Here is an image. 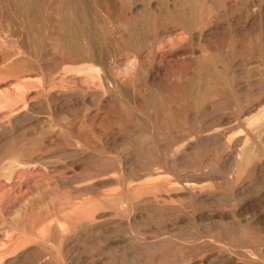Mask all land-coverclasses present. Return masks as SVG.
I'll return each mask as SVG.
<instances>
[{"label":"rangeland","instance_id":"1","mask_svg":"<svg viewBox=\"0 0 264 264\" xmlns=\"http://www.w3.org/2000/svg\"><path fill=\"white\" fill-rule=\"evenodd\" d=\"M94 1L95 2L93 3V0L92 1L90 0V2H89V0H85V4L87 5L88 9L92 10L91 11L92 12L91 14H93L92 17L96 18L95 20L98 22L97 29H101L102 31L101 30L100 31L102 34V32H104V30L107 27L106 22L112 24L114 19L115 18L117 19V16H116L117 14H115L116 13L115 10L117 8V3L119 2V0H107V1L106 0H94ZM113 1L114 2L117 1V2L114 3ZM247 1L248 0H242L240 5H238L239 6L238 10L239 9L243 10L246 6L245 3H247ZM261 1L262 0H256L254 7H251L250 10L253 12L257 11L258 5L261 4ZM2 2L3 1L0 0V6H1V4H3ZM86 2H89V3L87 4ZM123 2L125 3L126 1L123 0ZM95 3L96 4L99 3L98 6H100V7L96 6L95 7L96 9H95L94 8V6L96 5ZM118 5L120 6L121 3L119 2ZM256 5H257V7H256ZM112 8L113 9L115 8V10H113ZM118 8H121V6ZM104 10H107V11H105L106 13L104 12ZM108 11H109V13L110 12H112V13L109 14ZM107 13H108V15H107ZM217 15L220 16V18H222V16H224V20L226 19V21L227 20L229 21L231 18H233V16L235 14L234 13L228 14V12L225 10V8L221 7L219 9V13ZM111 18H112V20L109 21V19H111ZM105 20H107V21H105ZM104 21H105V23H104ZM43 30H44V32H42L37 37L44 39L43 37L45 36L47 31L45 29H43ZM101 34L98 35L99 38L97 40H93L94 43L92 42L93 45L97 44L99 46V47L98 46L93 47L95 49V51H96V47H97V51L100 49L99 52H102L101 55L104 56V58H106V59L108 58L107 63H106V65H107L106 68H103L101 66V67H99V70L102 73L104 72L103 69L109 70L110 68L108 69V67H109L108 65H111V63H112V67L113 66L114 67L113 68L111 67V70H109V72L111 73L112 76H113V74H116V73L119 74V76L117 74H116L117 76L115 75V78L118 79V81L119 80L121 81V82L120 81L118 82L116 80L117 86L119 85L118 87H114V86L112 87V85L111 86L108 85V83H110V82L112 84V82H113L112 79H111V81L108 80V82H104V81H102L103 79L92 80V79L87 78V73L85 72L86 71L85 69L88 67V65H86V64L84 65V63H83L82 64L83 66H82V65H80L81 62L75 64L74 62H76V60H74L73 58L59 57V56L53 55L54 57L52 56L48 61H46L47 59L42 58L43 52H44V50L42 48L43 44H40L39 46H41L42 49L41 48L39 49V51H38L39 54L36 56V60L38 61L37 62L38 64L40 62V64H41V65L39 64L40 66L44 65L45 68L42 67L43 68L42 73L37 72L35 74L36 78H34L33 82L38 87V85L42 84L43 81H47L50 78H51V80L47 81L48 84L46 85V88H44V89H41L39 87H38V89H35L36 87L34 86L32 88V90L27 91L28 94H26V97H28V99L31 98V100H33L32 98H34L33 103H35V105H36L34 111L29 114V117H28V115L27 116L24 115V116H26V118L23 116V114H20V118L18 120L13 121V120H10L9 117H7L8 115H5L6 109L5 108L2 109V107H1V110H3V111L0 110V115L2 114L4 117L2 115L1 116L3 118L0 116V119L3 120V128L0 129V137H1L0 138V140H1L0 145L3 146L5 144V142L7 143V142L15 139L16 140V142L14 141L15 145L17 144L16 150H17V152L18 151L20 152V153L18 152L19 155L20 154L22 155V156L18 155L19 161L24 162L22 165H20V167L18 169L14 166V163H12V161L6 160L4 158H3L4 159L3 160L2 156L4 154L2 152H0L2 154V155L0 154V177H1L0 179L2 181V183L0 181V194L4 193L5 195L6 194L9 195V193H10V195H9L10 199L9 198L7 199L6 205L9 206V204L11 203V206H9L10 210H9L8 206H6V205L4 207H1V209H0V213H1L0 214V235H2V236H0V238H1L0 240L1 241L6 240L8 233L11 234V232L13 231L12 230L13 227H14V229H18L17 231H20L23 233L22 234L23 236H22L21 233L18 232L20 244L21 243L22 244L21 245L17 244V249L20 248V249H18V251L17 250L15 251L16 253L18 252L17 255L14 253L15 256L13 254L10 255L11 257L8 256L9 258L7 257L6 263L29 264L31 261L33 263L36 262L35 260H38L37 262H41V260L43 261L45 258H47V259L49 258L48 264H52L50 262H54L53 264H69V263L70 264H72V263L73 264H80V263L81 264H111L112 258H114V254L116 253V251H115L116 249L114 250V247L111 250L108 248L114 244L115 245L117 244V247L119 245V248L121 251L126 252V254L130 255L129 256L130 260L131 259L134 260V261H130V263L131 262H133V263L148 262L150 264V262H151L153 264L154 262L158 263V261H160L161 259L163 262V261H167L168 259L171 258L170 261L171 260H174V261L179 260L180 261V259H181L183 261L182 264H216V263L220 262L221 260L222 261L228 260L227 264H235L237 262H239V264H240L242 258H244L246 260H253L254 258H252V257H255V259H256L257 257L254 255L255 250L253 247H251V249L249 250V247H246V246L244 247L243 245H242L243 246L242 247L241 245L239 246V244H235L236 242L234 241V239H231L229 234H234L233 236H235V234L241 232V230H243V228L246 227L247 222H249V221L254 222V221H256L257 218L259 220L257 222L258 223L261 222V223H259L258 226L264 228V184H263L264 183V169H262V168H264V136L262 138L263 139L262 143L259 144V146H260L259 147V153H257L258 154L257 156L260 155L263 157H261V159L258 158L259 160L254 159V166H258V167L260 166L261 167V168L259 167V174L260 175L257 176V181H259L261 183L262 189L260 191H256L259 193V196H258V193L254 192L253 195L250 194L251 197L249 195L248 197H245V199H243V201L241 203L238 202V210H241V208L245 207L246 211L245 212L244 211H238V214L236 216L229 213V212L224 211L225 210L223 208L224 206H222L223 202L221 203V206H220V203H216L214 200L210 199L207 202H205L207 204H204L202 206L201 205H194V203H196V201H194V199H192L193 197H191V196H188V195L185 196L183 194H180V195H178L180 197L176 198L174 194L170 195V193L166 192L165 190L163 193V190H162L163 185L162 184L165 182L166 178L169 179L168 178L169 176L168 177L164 176V178L162 176L161 178L158 179V181H157V179H154L153 181H151V180H148L147 178H145L146 181H143V182H136L135 184L133 183L130 186H128V183L126 184V179L129 177L135 178V177H139V176L141 177L142 175H143L142 177L147 176L148 175L147 173H149L151 171V170H149L150 165H154V163H156V164L163 163L164 166H166V167L168 166V168H170L169 170H171L172 168L174 169V170L172 169L171 171H176V169L181 167V168L185 169L186 172L192 171L190 169H191V166L194 167L193 165H195V167L197 169H199L200 165H202V164L205 165L208 163L207 165H209V166H207L208 168L205 169V172L207 171L206 172V174H207L206 178L203 180V182L201 183V185L199 187L202 186L201 188L206 189V191L204 190L206 192V196L210 195V197H213L214 199H218V200L219 199L221 200V198L224 199L223 197H225L227 193L229 194L227 189H228V186L230 184L229 182H231V181H229L228 179H229V176L231 174L230 172H232V169H234V165H235L234 163H235V159H236V155H237V149H238L234 143H235L236 138L240 137V134L231 133L229 136H231V135H233V136L230 137V139H233V137L235 139H233L232 144H230V146H227V148H226L222 141L217 140V139H215L216 140L215 141L212 138V136H211L212 139H210V136L206 137L207 132H204V131L210 129L211 123H209V122H211L210 121L212 119L211 117H213V115H215V114H216L215 115L216 117H222V116L225 117V115L227 114L226 116H230V117L234 118V115L236 114V109L235 110H233V109L236 108V105L232 100H230L232 98L231 97L232 94L229 92V90L231 91V86L227 85V84H229L228 81H230V79L228 78L229 80H227V79L219 78V79L214 80L215 82L217 81L216 82L217 84H220V86L225 89L224 92L225 93L227 92V95H228V97L226 96L227 99L224 95H222V97H224V98H222V97L220 98L221 103L223 101L227 100V102H224L226 104L222 103V105H221L222 108L224 107L223 109L221 107H219L221 109L222 113H219V112H221L219 108H218L219 110H217V109L210 110L211 107L215 103H217V101L213 102L214 100H212V99H211V101L210 100L207 101L208 103L210 101L211 104H213L212 106H210L211 105L210 103L205 104L206 107L204 106L203 107L204 109L202 111L197 110V112H196L195 111L196 109H193L194 107H193L192 100H189L188 98L185 99L186 102L183 104L185 106L183 107V105H181L180 97H181V94H184V93H182L183 90L178 89L182 85L183 86L180 88L183 89L186 87V84L187 85L189 84L188 85V87H190L189 90L193 91L194 80H192V78H193L194 73L192 71H194V69L193 68L190 69L189 65L191 64V61L188 60V59H190V57L189 58H188V56L184 57L180 53H171V55L169 53V54H166V56H165V54H160V53H157L155 55H151V54L149 55V53H147L146 51H145V53L143 52L144 54L143 53L140 54L139 58L132 51L129 52L130 54H127V55L122 54L121 55V53L118 52L120 50H116V45L118 44L117 39H115V38L106 39L107 41L109 40L107 42L105 40V38L103 39V37H102L103 35H101ZM257 34H259V36H261V38L263 40L261 42H264V39H263L264 38V32H259ZM8 37H10L11 39ZM4 39H6V40H4ZM12 39L13 38L11 36H9L8 34H6L5 37L0 36V44H1L0 47H3L5 49V51H4V49L1 50V48H0L1 54H4V52L6 53L9 50H11L10 40H12ZM97 41H99V42H97ZM113 42H114L115 48L113 47ZM101 47H103V49ZM129 47H130V45H129ZM115 50L117 51V53ZM45 53L46 52H44V54ZM48 54H50V53H48ZM133 54L136 56V58ZM110 55H112V56H110ZM178 55H180V56L178 57ZM247 55H248V57H247ZM251 55L252 56H250L249 54H246L243 56V58L246 56L247 59L246 58L243 59L242 57H239L237 55L232 57L235 59L236 62L237 61L240 62L239 60H241L240 64L244 60L243 61V63H244L243 67L245 65H247L244 67V69H242V71L244 73L243 76L245 75L244 76L245 80H246V77L248 76V74L251 70L252 71L254 70L256 72H259V71L264 72V51L263 52L257 51V53L256 52L251 53ZM236 58L239 60H237ZM51 59H53V60H51ZM56 60H57V62H56ZM47 62H48V64H47ZM113 62H116V64ZM47 65L49 67H47ZM61 65L64 67H62ZM32 66L34 69L37 68V67H35L34 64H32ZM51 66H52V69H50ZM59 66H61V68H59ZM79 66H80V68H79ZM158 66H159V68L161 66L162 67L161 69H163L164 73L162 74V76H160V77L159 76L158 77L149 76L150 72H154L156 70V68H158ZM66 67H67V69H66ZM83 67H86V68L84 69ZM191 67H193V65ZM81 68H83V69H81ZM151 68H152V70H151ZM248 68H250V69H248ZM69 69H70V72H69ZM74 69H76V70L74 71ZM52 70L54 72L57 70L56 71L57 73L56 72L54 73ZM64 70H65V72H64ZM83 70H84V72H83ZM113 70H115V71H113ZM176 70L182 72L183 75L180 72H177ZM246 71H248V73ZM45 72L48 74H46ZM75 73H78V75H76ZM81 73L82 74L84 73V74L82 75ZM58 74H59V76H58ZM69 74H71V75H69ZM179 74L182 75L184 78H186V77L187 78L184 79ZM54 75H56L57 77ZM175 75H176V78H175ZM82 76H85V77L82 78ZM188 76H190V77H188ZM181 77H182L183 81L181 80ZM113 78H114V76H113ZM163 78H165L166 80L169 79V81L165 82ZM189 78H191V79H189ZM40 79H41L42 83L40 82ZM179 79L181 82L179 81ZM88 80H89V82H88ZM184 80H186V81H184ZM187 80H189L188 83H187ZM220 80L223 82L224 86ZM224 80H225V82H224ZM56 81H58V82H56ZM101 81H102V83H100ZM37 83H40V84L37 85ZM90 83H92V86ZM166 83H168V85L169 84L170 85L168 86V85H166ZM180 83H181V85H180ZM204 83H205L204 85L206 86L207 85L206 81ZM86 84H87V86L88 85L89 86L87 87ZM94 84H95V90L93 88ZM105 84L108 85L109 87H107ZM4 85L5 84H0V87L2 88V89L0 88V95L3 94V91H4L3 87L5 89H7V87H8L7 84L5 86ZM101 86H102V88H101ZM259 86H260V88H264L263 83L259 84ZM51 87H52V90H51ZM96 87H97V89H96ZM120 88H122V89H120ZM148 88H152V89H148ZM227 88H229V89H227ZM53 89H54V92H53ZM85 89H88V90H85ZM99 89H100V91L97 92V90H99ZM150 90H151V92H150ZM258 90H260V94L262 96L264 94V89L258 88ZM58 91H60V92L58 93ZM83 91H84V93H83ZM87 91H90V93ZM107 91H109V92H107ZM24 92H25V90H22L21 93H24ZM27 92H25V93H27ZM98 93H99V95H97ZM150 93H151V95H150ZM229 94H231V95H229ZM148 95H150V96H148ZM56 96H58V98ZM83 98H85V99H83ZM260 98L261 99H259V103H258V105L259 104L260 105L258 106L259 110H257V113L260 110L261 111L264 110V101H263L264 95H263V97H260ZM151 99L153 100V103H152ZM222 99H224V100H222ZM89 100L92 102L93 106ZM149 101H151V102H149ZM50 102H51L52 106L49 105ZM84 103L86 104V107H85ZM227 103H230V104L227 105ZM20 104H22V103H20ZM46 105L49 109L46 107ZM208 105H209L210 109H209ZM19 106L21 107V105H19ZM173 106L174 107L181 106L180 107V109L182 108L180 110L181 112L179 111L178 114L180 115L179 118L183 119L182 121H184V123L181 122L183 124L182 128L181 127L175 128V129H173V131L166 129V131H165L163 129V126H162V123H163L162 119L167 113H169V114L173 113L172 117L175 115L174 110H171L174 108ZM50 107H51V109H50ZM171 107H173V108H171ZM37 108L38 109L41 108L42 110L39 109L40 110L39 111ZM168 108H170V109L168 110ZM227 108H228V110H227ZM58 109H60V110H58ZM224 109H226V110H224ZM209 110H210V112H212V114L209 113ZM226 111H228L232 114H229ZM97 112H98V114H97ZM126 112H127V114H126ZM214 112H217V113H214ZM224 112H225V114L223 115ZM201 113H203L205 116ZM207 115L209 116V117H207L209 120L206 118ZM35 116H36V118H35ZM83 116H84V118H83ZM5 117H7V119H5ZM87 117L90 119H87ZM22 118H24L25 120ZM27 118H28V120H27ZM199 118H200V120H199ZM203 118H205V119L203 120ZM87 120L89 123L87 122ZM89 120L92 122H90ZM8 122H10L11 125ZM37 123H38V127H40V128L37 127ZM208 123H209V125H207ZM202 126L206 130H204V128ZM7 127H9V129ZM36 127L38 129H36ZM42 127L44 128V130ZM10 128L12 131L10 130ZM47 128H48V130H46ZM167 130L169 132H167ZM37 131H38V133H37ZM189 132L190 133L192 132V134L188 135ZM194 132H195V134H194ZM200 132H202V134L204 132L205 134L202 135V134H200ZM151 133H152V135H151ZM198 133L202 137L198 136L199 135ZM11 134L13 136H11ZM139 134H147V135H149V136L151 135L153 137H152V140H147L143 144L137 145L136 143H134L133 138H135ZM155 134H157V136H155ZM167 134L168 135L170 134L169 138H168ZM170 136H172V137H170ZM194 136H195V138H193ZM204 136H205V138H204ZM28 137H30V138H28ZM40 137H41V139H40ZM82 137L84 138L83 140L81 139ZM173 137H175L174 140H173ZM198 137L200 139H198ZM17 138L19 140H17ZM34 138L38 139V140L35 141ZM171 138H172V142L174 141L173 142L174 144H172V142L170 140ZM201 139H203L202 142H201ZM41 140H43V141H41ZM154 140L157 144L154 142ZM192 140H194V141H192ZM23 141H24V143H23ZM27 141L29 143H30V141H32L33 143L32 144H26V143H28ZM45 141H46V144L44 143ZM203 141H204L205 145L203 144ZM84 142H87L89 144V146H86L87 143L84 144ZM176 142H177V144H176ZM18 143H19L20 147H18L19 146ZM22 143L26 144V145H22ZM179 144H180V146H178ZM200 144L203 146H201ZM144 145H146V146H144ZM172 145H174V146H172ZM181 145H183V148ZM138 147H140V149H138ZM178 148H181V150ZM84 150L86 153L83 152L81 154V152ZM171 152H174V154ZM199 152H200V157L197 156V154ZM91 153H93V155ZM87 156L90 158L89 162L90 163L95 162L94 164H97L98 167L102 164H104V165L107 164L106 166L109 165L108 167H112V165L114 167L123 166L125 169V170L123 169V171H127L128 174L125 172L124 174L121 175V174H119V171H116L117 174L115 175V177L117 176L118 179H117V177L116 178L114 177V179L110 180L109 183H111V185H109L108 187L105 186L107 191L105 190V187H104V189H102L103 187H99L100 188V189L98 188L99 191L96 190L97 188H95V189L92 188L94 186L101 185L104 181H101V182L97 181L96 184H94V186H84L83 183L86 180V175H84L85 173L83 172L82 169H83L84 159ZM197 157H199V158H197ZM201 157H203V158H201ZM24 160L28 163H26ZM1 161H3V162L1 163ZM99 162L100 163L103 162V163L100 164ZM257 162H258V164H257ZM26 164H28V165H26ZM172 164L174 165V167L176 166V168H174ZM36 165H38V166H36ZM163 165H161V166H163ZM189 165H190V167H189ZM198 165H199V167H198ZM29 166L32 168H30ZM11 167H14V169ZM1 169H2V171H1ZM208 170H210V171H208ZM27 171H29L30 173ZM143 172L144 173L147 172V173L143 174ZM4 173H6L5 176H4ZM10 173L13 174L12 178L15 181L12 178L10 179V177H11ZM130 173L134 177L132 175H130ZM174 173H176V172H174ZM7 174H9V175H7ZM21 174H22V176H21ZM28 174H30L32 176L30 177ZM135 174L136 175L139 174V175L135 176ZM23 175L25 178L23 177ZM8 176H10L9 177L10 180L8 179ZM82 176H84V177H82ZM170 176L172 178V179L170 178V180H173L174 179L173 176L172 175H170ZM21 177H22V179H21ZM262 177H263V179H262ZM5 178L7 179V182H6ZM15 178L17 179V181L18 180L20 181L19 182L20 186H21V184H25V185H22V188L19 187V184H16L17 181ZM30 178H32V179H30ZM81 178H83L84 180L83 179L81 180ZM26 179H28V180H26ZM30 180H31V182H29ZM80 180L82 182H80ZM115 181H117V182H115ZM147 181L151 182V184L148 183ZM243 182L244 181H242L240 183H243ZM10 183L11 184L13 183L12 184L13 186H11ZM141 183H143L144 185H142ZM145 183H146V185H145ZM36 184H38V186ZM79 184L80 185L82 184L83 186H79ZM122 184H124V185H122ZM33 185H35V186L33 187ZM139 185L141 188L139 187ZM141 185L144 188H142ZM147 185H149L148 186L149 190H147L148 189ZM75 186H77L80 190H77V187H75ZM122 186L124 188H122ZM206 186L209 189L206 188ZM250 186H252V185H250ZM32 187H33V189H31ZM135 187L136 188L138 187L141 190L137 188L138 190L136 189L137 191L133 192ZM110 188H112L111 191H113V193L109 190ZM253 188H254V186H253ZM253 188L251 187V189H253ZM92 189L94 191H92ZM86 190H87V192H86ZM100 190H101V192H100ZM104 190H105V192H104ZM139 190L141 193L143 192V195L141 194V196L139 195V197H138L137 196L138 193L140 194ZM154 190H156V191H154ZM159 190H160V192H159ZM161 190H162V192H161ZM10 191L13 192L12 193L13 196L11 195ZM80 191H82V192H80ZM95 191H96V193L94 194ZM21 192H22V194H21ZM28 192H30V193L28 194ZM76 192L77 193L79 192V193L76 195ZM83 192L85 193V195L83 194ZM106 192L108 195L105 194ZM26 193L28 196H26ZM88 193H89V195H88ZM101 193H102V195L103 194L107 195V197L106 196L103 197L101 195ZM110 193H112V194H110ZM14 194L16 195V199L14 197L15 196ZM86 194H87V196H86ZM109 194L114 195V196H111V198H108V196H110ZM115 194H117V195H115ZM8 195H6V197H8ZM21 195L22 196L24 195V196L22 197ZM123 195L125 198L123 197ZM165 195H167V196H165ZM29 196H30V199H29ZM78 196H80V197H78ZM88 196L90 197L89 199H87ZM120 196H121L122 200H121ZM169 196H171L170 200L168 199ZM254 196H256L255 197L256 199L254 198ZM25 197L30 200L29 201L30 203H28V207L30 206V210H28L29 208L26 207L28 200ZM62 197L63 198L65 197L64 200L62 199ZM71 197H73V198L71 199ZM91 197H93L92 201L90 200ZM94 197H95L96 203H99V202L103 201V199L106 198L105 200L107 202L104 200L103 204L108 203V205L110 207L112 204H115V203L120 204L122 202H124V206H126L127 203H125V200L126 201L128 200L127 202H129L130 204L132 202V205L136 206V208H138V210H132L131 211L132 214L128 213L129 215L127 214L124 217L121 215L117 216L116 213L114 211H112L110 209V207L108 206V210L100 208L101 210L95 212L94 213L95 216L93 215V217H92L93 219L91 218L90 220L84 219L83 217H81L82 215L80 217H76L73 214V212L71 213V208L69 206L70 203L68 201H73L72 203H77V204L80 203V205H83V202L86 204L87 200H88V203L92 202L91 204L94 205V203H95ZM113 197H116V198H113ZM20 198L23 200H21ZM80 198H82V199L84 198V201H82V199H80ZM97 198H99V199H97ZM135 198L137 199V201ZM190 198L194 201V203H192V200ZM47 199L51 200V203ZM76 199H78L80 202H78V200L76 202ZM133 199H135V200H133ZM19 200L22 202H20ZM108 200H110V201H108ZM12 201H14V202H12ZM47 201H48V204H50L52 208H54V206H55V208L53 210L47 204ZM53 201H54V203H53ZM97 201H99V202H97ZM149 201L150 202L153 201L154 203L156 201L157 202L156 204L151 202L152 204H154L156 206H163L166 203L165 206H167L169 209L170 208L171 209L176 208V207L179 208L180 206H181L180 208H183V209L185 208V209L183 210L182 213H179L177 211H174V212L167 211V212H162V213L161 212L154 213V209L152 208L153 205L148 204V205H146L147 207L145 206V204L149 203ZM18 202H20L21 204ZM244 202H246V203H244ZM23 203H25L26 205ZM62 203H63V205H62L63 210L61 208ZM254 203H256V205ZM15 204H17V205L19 204V205L15 206ZM44 204L45 205L47 204L46 206H48V207L44 206ZM77 204H75L76 205L75 207H78ZM91 204H89V205H91ZM12 205H14V207ZM20 205L23 208L21 207V209H19ZM139 205H141V206H139ZM189 206H192V208H190ZM6 207H7V210L6 211L3 210L4 208L6 209ZM58 207H60V208H58ZM247 207H248V209H247ZM24 208H26L27 210ZM44 208H46V209H44ZM139 208H140V210H139ZM221 208H223V209H221ZM13 209H17L16 210L18 212L17 214H20V213H22V214H20V216L17 214L15 215L16 211ZM148 209L153 210V212L149 214ZM25 210H26V213L24 214L23 212H25ZM102 210H104V211H102ZM47 211H49V212H47ZM50 211H52V212H50ZM3 212H5V213H3ZM55 212H56V215H55ZM86 212H88V211H85V213ZM141 212L143 214L145 213L146 215H143ZM46 213L48 214V216ZM68 213H70V214H68ZM34 214H35V216H34ZM37 214L40 216L42 215L41 216L42 218L39 217ZM43 214L45 216H43ZM72 214H73V216H72ZM83 214H84V212H83ZM147 214H148V216L151 215L150 217L152 219L149 218L147 216ZM1 215H3V216H1ZM49 215H52V217ZM16 216L18 218H16ZM23 216L26 219L27 218L31 219V221L37 219V220H39L40 223L47 224L46 226H48L49 224L51 225L53 222L52 226L49 227V229H48V230H50L49 231L50 233L47 232V230H46V235H45L46 236V239H45L46 242L44 241V237L43 238L42 237L41 238L36 237V239L27 237L26 231H25V230H27L26 220H25V222L22 221L23 222L22 224H20V221H19L20 219L24 220V218H22ZM228 216H230V217H228ZM121 217H124L126 220L124 218H121ZM44 218H45V220H44ZM49 218H51L53 221H51ZM75 219L79 220V221H76ZM128 219H130V220L135 219L136 224H138V225H136L137 230H136V228L130 229V225L128 224ZM16 220H18L17 224H15ZM59 220H61V221H59ZM65 220H68L69 222H71L74 227L71 231L68 230L69 231V232L67 231L68 233L66 232V233L62 234L60 231H58L57 228H58L59 224L61 225L63 223H64L63 228H66L67 225L65 223ZM14 221H15V223H14ZM46 221H48V222H46ZM57 223H58V226L55 225ZM12 224H13V226H11ZM19 224H20V226H19ZM23 224L25 225L26 229H25ZM139 224H141V225H139ZM53 225H55V226H53ZM127 226L129 228H127ZM54 227L56 230L54 229ZM8 229H10V230H8ZM133 230H135L134 231L135 233L133 232ZM5 232H6V234H5ZM138 232H140V234ZM48 233H49V236H47ZM4 234L6 237L5 236L3 237ZM60 236H64L62 243H59V241H58V238ZM262 236L264 237V233L262 234ZM136 237L139 239H136ZM228 238H230V240ZM22 239H23V241H22ZM262 240H263V238H262ZM34 241H35V243H34ZM41 241H42V243H41ZM43 241H44V244H43ZM58 244H64L62 246L63 249ZM153 244L155 246H157L156 247L157 250L154 248ZM8 245H13V244H8ZM141 245L146 248V251H145L146 253L140 254L139 253L140 251L138 252L139 249L138 250L134 249V248L142 247ZM149 245H152V246L150 247ZM166 245H168V246H166ZM41 246H43L44 251H42L43 248ZM129 246H130V248H128ZM163 246H165V247H163ZM58 247L60 248V250ZM172 247H174V248H172ZM246 248L249 251L246 250ZM46 249L49 251H47ZM129 249H130V251H127ZM153 249H155V250H153ZM179 249L182 252H180ZM159 250H160V252H159ZM165 250H166V253H164ZM245 250L247 251V253ZM40 251H42V252H40ZM59 252L63 253V254L60 255ZM68 252H69V254H68ZM152 252H153V254H151ZM157 252H159V253H157ZM136 253H138L140 257ZM250 253H251V255H250ZM166 254L168 255L167 258L165 256ZM177 254H178V256H177ZM67 255H69V256H67ZM169 255H171L172 257ZM61 256L63 257L62 261L60 259ZM65 256H67V257L65 258ZM142 256H143V258H142ZM157 256H158V258H156ZM239 256H240V258H239ZM33 257H34V259H33ZM153 257L156 259H154ZM161 257H163V258H161ZM175 257H176V260H175ZM39 258H40V260H39ZM145 258L147 260H145ZM12 259H13V261L15 260L16 262L15 261L13 262ZM135 259L136 260L138 259L139 261H136ZM10 260H11V262H9ZM64 261H66V262H64ZM165 263H167V262H163L161 264H165Z\"/></svg>","mask_w":264,"mask_h":264},{"label":"bare ground","instance_id":"2","mask_svg":"<svg viewBox=\"0 0 264 264\" xmlns=\"http://www.w3.org/2000/svg\"><path fill=\"white\" fill-rule=\"evenodd\" d=\"M3 4H1L0 6V36L1 37H5L6 34H8L9 36H11L13 39L10 40L11 43V50H9L8 52H4V54L0 53V84H7V89H4L3 94L0 95V110L1 107L2 109L5 108L6 109V114L8 115L7 117H9L10 120H18L20 118V114L24 115H28L31 112L34 111L35 109V103H33L34 98H32L33 100L28 99V97H26V94H28L27 91L32 90V88L35 86V89L41 88L44 89L46 88V85L48 84L47 81L51 80L48 79L47 81H43V83L41 82L40 79V84L38 85V87L36 86V84L33 82L34 78H36L35 74L37 72L42 73L43 72V66H40V62L39 64L37 63L38 61L36 60V56L39 54L38 51L41 48V46H39L40 44L42 45V48L44 50V52H46L44 54L43 52V57L44 59H47L46 61H48L53 55L59 56V57H70L73 58L74 60H76V62H74L75 64L81 62L80 65H82L84 63V65H88V67H83L87 73V78L92 79V80H99V79H103L102 81L104 82H108V80L111 81V79L113 80L112 84L111 82L108 83L109 86L112 85V87H118L117 86V81L118 79L115 78V75L117 74L119 76L118 73L113 74V76L111 75V73L109 72V70H111L112 67V63L111 65H108V69L109 70H104V72L102 73L99 70V67H103L106 68V63L108 58H104V56L101 55L102 52H99V50L97 51V47H96V51L93 48L94 46H98L97 44L93 45V40H97L99 38V34H101V29H97V25L98 22L95 20L96 18L92 17L93 14H91L92 10L87 8V5L85 4V0H2ZM92 1V0H91ZM107 1V0H106ZM126 2L124 3L123 0H119V2L121 3V8L117 3V8L115 10V8L113 10H115V14H117V19L114 21L112 24L107 23V27L104 30V32H102L101 35H103V39H112L115 38L118 41V44L116 45V50H120L118 51L119 53L127 55L130 54L129 52H134V54L139 58V55L142 54L143 52L145 53V51L147 53H149V55H155L157 53L160 54H169L171 55V53H180L182 56L190 57L191 64L190 69L193 68L194 71H192L193 74V78L192 80H194V86H193V91L189 90L190 87H188V85L186 84V87L181 89L180 86L178 89L183 90L180 97V101H181V105H183L186 101L185 99H189L192 100L193 102V109H196L195 111L197 112V110L202 111L205 106V104H211V99L214 100L213 102H216L214 105L211 104L209 109L213 110V109H217L219 110L221 107L222 108V103L227 102L223 101L221 103L220 98L222 97V95H224L225 97L227 95V92L225 93V89L223 87L220 86V84H217L214 80L215 79H219V78H223V79H227L230 81L229 86H231V91L229 90V92L232 94V98L230 100H232L235 105L236 108H234L233 110L236 109V114L234 115V118L230 117V116H226L225 117H216L215 115H213V117H211L212 119L210 120L211 123L210 124V129L206 130L204 128V132H207V136H210V139H217L223 142V144L225 145V147L227 148V146H230V144H232V140L235 139L233 137V139H230V137H232L233 135L229 136L231 133H235V134H240V137H237L235 140V145L237 146V155H236V159H235V165H234V169H232V172H230V176H229V186H228V192L225 197H223L224 199L221 198V200L219 199H214L213 197H210V195L206 196V189H203L201 187H199L201 185V183L203 182V180L206 178V172L205 169L208 168L207 164H202L200 165V168L197 169L195 167V165H193L194 167L191 166L192 171L190 172H186L185 169L183 168H178L176 169V171H171L169 170L170 168H168V166H164L163 163L161 164H156L154 163V165H150V169L151 170L149 173H147V176L144 177H135V178H127L126 179V184L128 183V186L132 185L133 183L135 184L136 182H143L146 181L145 178H147L148 180L153 181L154 179H158L161 178L163 176L168 177L169 179L166 178L165 182L162 184V190L164 193V190L168 193L174 194L176 198H179L180 194L183 195H188L193 197L192 199H194V201H196V203H194V201L192 200V203H194V205H204L207 204L205 202H207L208 200H214L216 203H221L223 202L224 206L223 208L225 209L224 211L229 212L233 215H237L238 211H246L245 207L241 208V210H238V202H242L243 199H245V197H248L250 194L253 195L254 192L256 191H260L262 189L261 183L259 181H257V176L260 175L259 174V167L258 166H254V159H258L263 156H257L259 153V144L262 143V138L264 136V110L263 111H258L259 110V99H261L260 97H263V95L261 96L260 94V90L259 89H264V88H260L259 84L263 83L264 86V72H256V71H250L248 76L246 77L245 80V75L243 76V71L242 69H244L243 67V61L240 64L241 60H239L240 62H236L234 58H232L233 56H239L242 57L246 54H249L250 56L251 53H257V51L259 52H263L264 51V42L261 36H259V32H264V0L261 1V4L258 5V9L257 11H251L250 8L254 7L256 0H248L245 6V8L242 10H238V5H240L242 0H125ZM90 2V0H89ZM89 2H86L87 4ZM95 1L93 0V3ZM101 2V1H100ZM114 2V1H113ZM117 1H115L114 3H116ZM92 3V4H93ZM97 3V2H96ZM95 3V4H96ZM258 3V2H257ZM99 4V3H98ZM98 4H96L94 6V8L100 7L98 6ZM110 5V4H109ZM93 7V6H92ZM221 7H224L225 10L228 12V14L230 13H234L235 15L233 16V18H231L229 21L226 19L224 20V16H222V18H220V16H218L217 14L219 13V9ZM257 7V5H256ZM140 8V9H139ZM96 9V8H95ZM98 9V8H97ZM108 10V9H107ZM107 10H104L107 11ZM110 11V10H109ZM108 11V13H109ZM243 11V12H242ZM95 12V11H94ZM106 13V12H105ZM107 13V15H108ZM112 12H110L109 14H111ZM243 13V14H242ZM221 15V14H220ZM96 16V15H95ZM110 16V15H109ZM108 16V17H109ZM106 17V16H105ZM107 18V17H106ZM105 19V18H104ZM101 20V19H100ZM112 20L109 19V21ZM107 21V20H105ZM104 21V23H105ZM112 22V21H111ZM110 25V26H109ZM105 26V25H104ZM45 29L46 34L45 36L40 38L37 37L39 36L42 32H44ZM101 30V31H100ZM100 32V33H99ZM10 38V37H8ZM40 38V39H39ZM11 39V38H10ZM264 39V38H263ZM3 40V39H2ZM6 40V39H4ZM103 41V40H102ZM107 41V40H106ZM109 41V40H108ZM107 41V42H108ZM6 42V41H5ZM93 42V43H92ZM99 42V41H97ZM116 42V41H115ZM103 43V42H102ZM109 44V43H108ZM112 44V43H111ZM116 44V43H115ZM1 45V44H0ZM130 45V47H129ZM99 47V46H98ZM113 47H114V42H113ZM1 50L4 49L3 47H0ZM41 48V49H42ZM103 49V47H101ZM115 48V47H114ZM118 48V49H117ZM101 49V50H102ZM105 49V48H104ZM107 50V49H106ZM115 50V51H116ZM5 51V49H4ZM7 51V50H6ZM114 52V51H113ZM50 53V54H48ZM108 53V52H107ZM117 53V51H116ZM143 53V54H144ZM110 54V53H109ZM133 54V55H134ZM236 54V55H235ZM134 55V56H135ZM255 55V54H254ZM258 55V54H257ZM109 56V55H108ZM112 56V55H110ZM135 56V58H136ZM169 56V55H168ZM180 55H178L179 57ZM54 57V56H53ZM118 57V56H117ZM177 57V58H178ZM183 57V58H184ZM248 57V55H247ZM254 57V56H253ZM57 58V57H56ZM113 58V57H112ZM176 58V57H175ZM241 58V59H242ZM246 58V56L244 57ZM243 58V59H244ZM110 59V58H109ZM247 59V58H246ZM249 59V58H248ZM53 60V59H51ZM62 60V59H61ZM65 60V59H64ZM71 60V59H70ZM139 60V59H138ZM169 60V59H168ZM72 61V60H71ZM187 61V60H186ZM50 62V61H49ZM57 62V60H56ZM185 62V61H184ZM43 63V62H42ZM116 64V62H113ZM248 63V62H247ZM251 63V62H250ZM249 63V64H250ZM32 64L35 65V67L37 68H33ZM48 64V62H47ZM50 64V63H49ZM56 64V63H55ZM186 64V63H185ZM248 64V65H249ZM79 65V64H78ZM188 65V64H187ZM186 65V66H187ZM193 65V67H191ZM62 66V65H61ZM61 66H59V68H61ZM83 66V65H82ZM155 66V65H154ZM250 66V65H249ZM47 67H49L47 65ZM64 67V66H62ZM114 67V66H113ZM112 67V68H113ZM45 68V67H44ZM80 68V66H79ZM81 68V69H83ZM153 68V67H152ZM151 68V70H152ZM162 67L158 66V68H156V70L154 72H150L149 76H156V77H160L162 76L163 69H161ZM185 68V67H184ZM52 69V66L51 68ZM67 69V67H66ZM78 69V68H77ZM250 69V68H248ZM45 70V69H44ZM76 69H74L75 71ZM79 70V69H78ZM154 70V69H153ZM165 70V69H164ZM247 70V69H246ZM53 71V70H52ZM51 71V72H52ZM57 71V70H56ZM55 71V72H56ZM68 71V70H67ZM66 71V72H67ZM73 71V70H72ZM73 71V72H74ZM115 71V70H113ZM148 71V70H147ZM177 72H180L178 70H176ZM249 71V70H248ZM248 71H246L248 73ZM50 72V71H49ZM54 72V71H53ZM52 72V73H53ZM54 72V73H55ZM65 72V70H64ZM70 72V69H69ZM78 72V71H77ZM80 72V71H79ZM84 72V70H83ZM112 72V71H111ZM46 73V72H45ZM51 73V74H52ZM53 73V74H54ZM57 73V72H56ZM62 73V72H61ZM175 73V72H174ZM182 74V72H180ZM48 74V73H46ZM50 74V73H49ZM60 74V73H59ZM58 74V76H59ZM76 75H78V73H75ZM74 74V75H75ZM82 74V73H81ZM84 74V73H83ZM82 74V75H83ZM176 74V73H175ZM71 75V74H69ZM75 75V76H76ZM116 75V76H117ZM173 75V74H172ZM177 75V74H176ZM175 75V78H176ZM180 75V74H179ZM183 75V74H182ZM180 75V76H182ZM247 75V74H246ZM56 76V75H54ZM67 76V75H66ZM174 76V75H173ZM178 76V75H177ZM179 76V77H180ZM57 77V76H56ZM72 77V76H71ZM80 77V76H79ZM85 76H82V78H84ZM183 77V76H182ZM181 77V80H182ZM190 77V76H188ZM38 78V77H37ZM61 78V77H60ZM155 78V77H154ZM162 78V77H161ZM169 78V77H168ZM171 78V77H170ZM184 78V77H183ZM187 78V77H186ZM184 78V79H186ZM229 78V79H228ZM39 79V78H38ZM45 79V78H44ZM54 79V78H53ZM59 79V78H58ZM76 79V78H75ZM164 81H169L166 80L165 78H163ZM191 79V78H189ZM68 80V79H67ZM87 80V79H86ZM85 80V81H86ZM91 80V81H92ZM117 80V81H116ZM39 81V80H38ZM37 81V82H38ZM59 81V80H58ZM56 81V82H58ZM75 81V80H74ZM102 81L100 83H102ZM120 81V80H119ZM118 81V82H119ZM180 81V79H179ZM178 81V82H179ZM183 81V80H182ZM186 81V80H184ZM189 80H187L188 83ZM206 81V84L208 85H204ZM221 81V80H220ZM245 81V82H244ZM52 82V81H51ZM65 82V81H64ZM89 82V80H88ZM95 82V81H94ZM121 82V81H120ZM181 82V81H180ZM215 82V83H214ZM222 82V81H221ZM225 82V80H224ZM50 83V82H49ZM87 83V82H86ZM97 83V82H96ZM183 83V82H182ZM186 83V82H185ZM52 84V83H51ZM50 84V85H51ZM92 86V83H90ZM99 84V83H98ZM104 84V83H103ZM184 84V83H183ZM223 84V82H222ZM226 84V83H225ZM4 85V86H5ZM53 85V84H52ZM59 85V84H58ZM106 85V84H105ZM108 85H106L107 87H109ZM165 85V84H164ZM166 85H168V83H166ZM170 85V84H169ZM168 85V86H169ZM181 85V83H180ZM3 86V85H2ZM87 86V84H86ZM89 86V85H88ZM87 86V87H88ZM128 86V85H127ZM149 86V85H148ZM153 86V85H152ZM224 86V84H223ZM259 86V87H258ZM262 86V85H261ZM49 87V86H48ZM56 87V86H55ZM77 87V86H76ZM167 87V86H166ZM192 87V86H191ZM228 87V86H227ZM1 88V87H0ZM82 88V87H81ZM90 88V87H89ZM92 88V87H91ZM93 88L95 90V84L93 85ZM102 88V86H101ZM2 89V88H1ZM49 89V88H48ZM97 89V87H96ZM116 89V88H115ZM122 89V88H120ZM148 89H152V88H148ZM192 89V88H191ZM229 89V88H227ZM22 90H25V92L27 93H21ZM46 90V89H45ZM52 90V87H51ZM60 90V89H59ZM88 90V89H85ZM93 90V91H94ZM34 91V90H33ZM32 91V92H33ZM100 91L97 90V92ZM192 91V92H191ZM228 91V90H227ZM37 92V91H36ZM40 92V91H39ZM54 92V89H53ZM60 91H58L59 93ZM86 92V91H85ZM90 93V91H87ZM96 92V93H97ZM106 92V91H105ZM109 92V91H107ZM120 92V91H119ZM124 92V91H123ZM151 92V90H150ZM262 92V91H261ZM44 93V92H43ZM49 93V92H48ZM56 93V92H55ZM64 93V92H63ZM82 93V92H81ZM84 93V91H83ZM181 93V92H180ZM53 94V93H52ZM57 94V93H56ZM88 94V93H87ZM95 94V93H94ZM229 94V95H231ZM32 95V94H31ZM47 95V94H46ZM55 95V94H54ZM59 95V94H58ZM62 95V94H61ZM64 95V94H63ZM68 95V94H67ZM84 95V94H83ZM99 95V93L97 94ZM147 95V94H146ZM151 95V93H150ZM148 95V96H150ZM30 96V95H29ZM44 96V95H43ZM48 96V95H47ZM46 96V97H47ZM87 96V95H86ZM89 96V95H88ZM33 97V96H32ZM58 98V96H56ZM85 97V96H84ZM99 97V96H98ZM97 97V98H98ZM126 97V96H125ZM226 97V99H227ZM54 98V97H53ZM66 98V97H65ZM87 98V97H86ZM96 98V99H97ZM224 98V97H222ZM36 99V98H35ZM50 99V98H49ZM85 99V98H83ZM99 99V98H98ZM146 99V98H145ZM144 99V100H145ZM264 99V98H263ZM39 100V99H38ZM52 100V99H51ZM147 100V99H146ZM152 100V99H151ZM208 100L209 103L207 102ZM224 100V99H222ZM88 101V100H87ZM90 101V100H89ZM264 101V100H263ZM41 102V101H40ZM61 102V101H60ZM91 102V101H90ZM140 102V101H139ZM151 102V101H149ZM148 102V103H149ZM22 103V104H20ZM42 103V102H41ZM46 103V102H45ZM55 103V102H54ZM141 103V102H140ZM147 103V102H146ZM153 103V100H152ZM151 103V104H152ZM43 104V103H42ZM63 104V103H62ZM92 104V102H91ZM226 104V103H224ZM230 103H227V105ZM21 105V107L19 106ZM45 105V104H44ZM51 105V102L49 104ZM56 105V104H55ZM82 105V104H81ZM85 107L86 104L84 103ZM89 105V104H88ZM122 105V104H121ZM233 105V104H232ZM231 105V106H232ZM38 106V105H37ZM41 106V105H40ZM93 106V104H92ZM175 106V105H174ZM173 106V107H174ZM185 105H183L184 107ZM224 106V105H223ZM230 106V107H231ZM47 107V105H46ZM95 107V106H94ZM171 107V108H173ZM181 106L179 107H174L171 110H174L175 115L172 117V114L167 113L162 121V126L163 129L166 131V129L168 130H172L175 128H182L184 121H182L183 119L179 118V111L182 109H180ZM206 107V106H205ZM228 107V106H227ZM229 107V108H230ZM233 107V106H232ZM43 108V107H42ZM48 108V107H47ZM53 108V107H52ZM219 108V109H218ZM224 108V107H223ZM222 108V109H223ZM38 109V108H37ZM41 109V108H39ZM38 109V110H39ZM44 109V108H43ZM49 109V108H48ZM51 109V107H50ZM91 109V108H90ZM95 109V108H94ZM125 109V108H124ZM170 108H168L169 110ZM207 109V108H206ZM231 109V108H230ZM37 110V111H38ZM42 110V109H41ZM60 110V109H58ZM57 110V111H58ZM208 110V109H207ZM209 113L212 114V112ZM226 110V109H224ZM228 110V108H227ZM3 111V110H1ZM5 111V110H4ZM40 111V110H39ZM49 111V110H48ZM51 111V110H50ZM56 111V112H57ZM206 111V110H205ZM221 111V109H220ZM230 111V110H229ZM45 112V111H44ZM47 112V111H46ZM87 112V111H86ZM94 112V111H93ZM96 112V111H95ZM124 112V111H123ZM181 112V111H180ZM207 112V111H206ZM228 112V111H226ZM231 112V111H230ZM228 112L229 114H232ZM233 112V111H232ZM235 112V111H234ZM3 113V112H2ZM52 113V112H51ZM83 113V112H82ZM129 113V112H128ZM200 113V112H199ZM204 113V112H203ZM201 113V114H203ZM208 113V112H207ZM217 113V112H214ZM213 113V114H214ZM219 113H222L219 112ZM218 113V114H219ZM50 114V113H49ZM84 114V113H83ZM82 114V115H83ZM96 114V113H95ZM98 114V112H97ZM96 114V115H97ZM127 114V112H126ZM138 114V113H137ZM182 114V113H181ZM225 114V112L223 113V115ZM2 115V114H1ZM0 115V116H1ZM146 115V114H145ZM204 115V114H203ZM3 116V115H2ZM1 116V117H2ZM26 116H24L26 118ZM34 116V115H33ZM85 116V115H84ZM83 116V118H84ZM88 116V115H87ZM205 116V115H204ZM232 116V115H231ZM4 117V116H3ZM2 117V118H3ZM7 117H5V119H7ZM91 117V116H90ZM203 117V116H202ZM209 117L208 115L206 116V118ZM32 118V117H31ZM36 118V116H35ZM24 119V118H22ZM87 119H90L87 117ZM205 118H203L204 120ZM208 119V118H207ZM25 120V119H24ZM28 120V118H27ZM30 120V119H29ZM40 120V119H39ZM92 120V119H91ZM200 120V118H199ZM209 120V119H208ZM7 121V120H6ZM33 121V120H32ZM90 121V120H89ZM198 121V120H197ZM88 122V120H87ZM92 122V121H90ZM182 122V123H181ZM10 124V122H8ZM17 123V122H16ZM33 123V122H32ZM89 123V122H88ZM201 123V122H200ZM209 123L207 125H209ZM34 124V123H33ZM45 124V123H44ZM6 125V124H5ZM11 125V124H10ZM15 125V124H14ZM13 125V126H14ZM31 125V124H30ZM90 125V124H89ZM40 126V125H39ZM47 126V125H46ZM53 126V125H52ZM51 126V127H52ZM199 126V125H198ZM37 127H38V123H37ZM40 128V127H38ZM3 128V120L0 119V129ZM9 129V127H7ZM43 128V127H42ZM195 128V127H194ZM197 129V128H196ZM5 130V129H4ZM7 130V129H6ZM11 130V128H10ZM42 130V129H41ZM44 130V128H43ZM48 130V128L46 129ZM167 130V132H169ZM12 131V130H11ZM86 131V130H85ZM153 131V130H152ZM3 132V131H2ZM42 132V131H41ZM47 132V131H46ZM88 132V131H87ZM203 132V134H205ZM22 133V132H21ZM20 133V134H21ZM38 133V131H37ZM2 134V133H1ZM148 134V133H147ZM147 134H139L137 135L134 139V143H136L137 145L143 144L145 141L147 140H152V133H151V137ZM166 134V133H165ZM164 134V135H165ZM174 134V133H173ZM192 134V132L188 133V135ZM195 134V132H194ZM199 134V133H198ZM200 134H202V132H200ZM198 136H201V135ZM202 134V135H203ZM234 134V135H235ZM18 135V134H17ZM39 135V134H38ZM154 135V134H153ZM160 135V134H159ZM168 135V134H167ZM170 135V134H169ZM168 135V138H169ZM11 136H13L11 134ZM15 136V135H14ZM19 136V135H18ZM23 136V135H22ZM25 136V135H24ZM28 136V135H27ZM155 136H157V134H155ZM212 136V138H211ZM16 137V136H15ZM42 137V136H41ZM40 137V139H41ZM100 137V136H99ZM159 137V136H158ZM163 137V136H162ZM172 137V136H170ZM202 137V136H201ZM1 138V137H0ZM24 138V137H23ZM30 138V137H28ZM167 138V139H168ZM175 137H173L174 140ZM195 138V136L193 137ZM205 138V136H204ZM7 139V138H6ZM13 139V138H12ZM35 139V138H34ZM39 139V140H40ZM82 140L84 139L83 137L81 138ZM88 139V138H87ZM198 139H200L198 137ZM17 140H19L17 138ZM22 140V139H21ZM38 139H35V141ZM45 140V139H44ZM157 140V139H156ZM172 142V138L170 139ZM203 139H201L202 142ZM213 140V141H214ZM1 141V140H0ZM3 141V140H2ZM16 140H12L9 142H5V144L3 146L0 145V152H2L4 155L2 156V159H6V160H10L12 161V163H14V166L16 168L19 169L20 165H22L24 162L19 161V153L17 152V148L15 145ZM25 141V140H24ZM23 141V143H24ZM29 141V140H28ZM27 141V142H28ZM43 141V140H41ZM87 141V140H86ZM91 141V140H90ZM187 141V140H186ZM194 141V140H192ZM216 141V140H215ZM19 142V141H18ZM153 142V141H152ZM155 142V140H154ZM174 142V141H173ZM172 142V144H174ZM198 142V141H197ZM210 142V141H209ZM208 142V143H209ZM21 143V142H20ZM22 145H26V144H32L33 142L30 141V143H26ZM46 144V141L44 142ZM87 142H84V144ZM97 143V142H96ZM133 143V144H134ZM149 143V142H148ZM156 143V142H155ZM207 143V142H206ZM1 144V143H0ZM38 144V143H37ZM88 144V143H87ZM86 146H89V144ZM153 144V143H152ZM157 144V143H156ZM171 144V143H170ZM177 144V142H176ZM203 144L205 145L204 141ZM19 145V143H18ZM39 145V144H38ZM201 145V144H200ZM91 146V145H90ZM136 146V145H135ZM146 146V145H144ZM156 146V145H155ZM174 146V145H172ZM180 146V144L178 145ZM183 148V145H181ZM197 146V145H196ZM203 146V145H201ZM20 147V145L18 146ZM26 147V146H25ZM24 147V148H25ZM143 147V146H142ZM158 147V146H157ZM177 147V146H176ZM156 148V147H155ZM159 148V147H158ZM202 148V147H201ZM20 149V148H19ZM29 149V148H28ZM31 149V148H30ZM92 149V148H91ZM138 149H140V147H138ZM181 150V148H178ZM177 149V150H178ZM263 149V148H262ZM234 150V149H233ZM140 151V150H139ZM197 151V150H196ZM30 152V151H29ZM86 153L85 150L81 152L82 153ZM88 153V152H87ZM139 153V152H138ZM174 154V152H171ZM1 154V153H0ZM29 154V153H28ZM93 155V153H91ZM149 154V153H148ZM172 154V155H173ZM2 155V154H1ZM19 155V156H18ZM86 155V154H85ZM90 155V154H89ZM153 155V154H152ZM22 156V155H21ZM95 156V155H94ZM195 156V155H194ZM197 156L200 157V152L197 154ZM203 156V155H202ZM31 157V156H30ZM93 157V156H92ZM197 157V158H199ZM82 158V157H81ZM203 158V157H201ZM1 159V160H2ZM3 159V160H4ZM94 160V159H93ZM255 160V161H256ZM259 160V159H258ZM25 161V160H24ZM81 161V160H80ZM83 161V160H82ZM90 158L87 156L84 159V164H83V172L85 173L84 175H86V180L84 181V186H94V184H96L97 181L101 182L104 181L101 185L98 186H94L92 188H97L96 190L99 191V187H103L102 189H104V187H108L109 185H111L110 180L114 179L115 175L117 174L116 171H119V174H124L125 172L127 173V171H123L124 167L123 166H117L114 167L112 165V167H108L104 164H102L103 162H99L100 165L98 167L97 164L94 163H90ZM105 161V160H104ZM120 161V160H119ZM118 161V162H119ZM122 161V160H121ZM3 161H1L2 163ZM26 162V161H25ZM38 162V161H37ZM36 162V163H37ZM46 162V161H45ZM161 162V161H160ZM9 163V162H8ZM28 163V162H26ZM30 163V162H29ZM35 163V164H36ZM41 163V162H40ZM44 163V162H43ZM83 163V162H82ZM106 163V162H105ZM122 163V162H121ZM45 164V163H44ZM81 164V163H80ZM118 164V163H117ZM152 164V163H151ZM165 164V163H164ZM168 164V163H167ZM166 164V165H167ZM170 164V163H169ZM258 164V162H257ZM28 165V164H26ZM30 165V164H29ZM163 165V166H161ZM171 165V164H170ZM173 165V164H172ZM38 166V165H36ZM30 167V166H29ZM49 167V166H48ZM174 167V165H173ZM183 167V166H182ZM190 167V165H189ZM199 167V165H198ZM14 169V167H11ZM24 168V167H23ZM32 168V167H30ZM45 168V167H44ZM47 168V167H46ZM63 168V167H62ZM61 168V169H62ZM145 168V167H144ZM176 168V166L174 167ZM261 168V167H260ZM140 169V168H139ZM146 169V168H145ZM144 169V170H145ZM187 169V168H186ZM264 169V168H262ZM125 170V169H124ZM174 170V169H173ZM2 171V169H1ZM49 171V170H48ZM140 171V170H139ZM143 171V170H142ZM210 171V170H208ZM231 171V170H230ZM263 171V170H262ZM6 172V171H5ZM13 172V171H12ZM18 172V171H17ZM29 172V171H27ZM47 172V171H46ZM176 172V173H174ZM16 173V172H15ZM14 173V174H15ZM21 173V172H20ZM23 173V172H22ZM30 173V172H29ZM143 172V174H146ZM11 174V177L8 176V179L10 177V179L13 177V174ZM17 174V173H16ZM24 174V173H23ZM83 174V173H82ZM118 174V175H119ZM128 174V173H127ZM126 174V175H127ZM141 174V173H140ZM6 175V173H4V176ZM9 175V174H7ZM20 175V174H19ZM30 177L32 175L28 174ZM130 175H132L130 173ZM139 175V174H138ZM135 174V176H138ZM173 176V180H170L171 176ZM18 176V175H17ZM22 176V174H21ZM27 176V175H26ZM133 176V175H132ZM19 177V176H18ZM24 177V175H23ZM84 177V176H82ZM117 177V176H116ZM115 177V178H116ZM120 177V176H119ZM127 177V176H126ZM134 177V176H133ZM260 177V176H259ZM1 178V177H0ZM25 178V177H24ZM6 179V178H5ZM9 179V180H10ZM13 179V178H12ZM16 179V178H15ZM22 179V177H21ZM32 179V178H30ZM83 178H81L82 180ZM118 179V177H117ZM122 179V178H121ZM124 179V178H123ZM145 179V180H144ZM172 179V178H171ZM208 179V178H207ZM263 179V177H262ZM14 180V179H13ZM25 180V179H24ZM28 180V179H26ZM80 180V182H82ZM84 180V179H83ZM125 180V179H124ZM163 180V181H164ZM1 181V179H0ZM15 181V180H14ZM17 181V179H16ZM106 181V182H105ZM120 181V180H119ZM118 181V182H119ZM161 181V180H160ZM244 181L243 183H240ZM263 181V180H262ZM7 182V179H6ZM10 182V181H9ZM8 182V183H9ZM19 180L16 182V184H19ZM24 182V181H23ZM28 182V181H27ZM31 182V180L29 181ZM117 182V181H115ZM148 182V181H147ZM2 183V181H1ZM22 183V182H21ZM120 183V182H119ZM151 184V182H148ZM160 183V182H159ZM162 183V182H161ZM11 184V183H10ZM13 184V183H12ZM11 184V186H13ZM76 184V183H75ZM142 185H144L143 183H141ZM149 184V185H150ZM227 184V185H228ZM264 184V183H263ZM9 185V184H8ZM22 185L25 184H19V187L22 188ZM38 186V184H36ZM63 185V184H62ZM115 185V184H114ZM117 185V184H116ZM124 185V184H122ZM141 185V186H142ZM146 185V183H145ZM147 185V188L148 186ZM159 185V184H158ZM252 185V186H250ZM18 186V185H17ZM35 185H33L34 187ZM79 186H83L82 184ZM254 186V188H253ZM33 187L31 189H33ZM77 187V186H75ZM105 187V190L107 191ZM115 187V186H114ZM140 187V185H139ZM251 187L253 189H251ZM12 188V187H11ZM30 188V187H29ZM45 188V187H44ZM87 188V187H86ZM90 188V187H89ZM99 188V189H98ZM117 188V187H116ZM119 188V187H118ZM122 188H124L122 186ZM138 188V187H137ZM135 187L134 191H137V189ZM142 188H144L142 186ZM206 188H208L206 186ZM211 188V187H210ZM7 189V188H6ZM15 189V188H14ZM27 189V188H26ZM25 189V190H26ZM101 189V190H102ZM114 189V188H113ZM137 189V190H136ZM153 189V188H152ZM209 189V188H208ZM11 190V189H10ZM75 190V189H74ZM77 190H80L77 187ZM100 190V192H101ZM104 190V192H105ZM110 191L112 190V188L109 189ZM141 190V189H140ZM139 190V192H140ZM146 190V189H145ZM149 190V188L147 189ZM151 190V189H150ZM157 190V189H156ZM154 190V191H156ZM161 190V192H162ZM205 190V191H204ZM14 191V190H13ZM92 191H94L92 189ZM103 191V190H102ZM116 191V190H115ZM131 191V190H130ZM143 191V190H142ZM153 191V190H152ZM11 192V191H10ZM20 192V191H19ZM26 192V191H25ZM82 192V191H80ZM85 192V191H84ZM83 192V194L85 195V193ZM87 192V190H86ZM89 192V191H88ZM99 192V193H100ZM113 193V191H111ZM132 192V193H133ZM160 192V190H159ZM9 193V192H8ZM13 192H11L12 195ZM30 192H28L29 194ZM79 193V192H78ZM76 192V195L78 194ZM96 193V191L94 192V194ZM98 193V192H97ZM110 193V194H112ZM258 193V192H256ZM255 193V194H256ZM22 194V192H21ZM25 194V193H24ZM107 194V192L105 193ZM101 193V195L104 197L107 195H105ZM109 194V195H110ZM124 194V193H123ZM137 194V193H136ZM141 194L143 195V192L140 194L138 193V197L139 195L141 196ZM8 195V194H6ZM6 195L4 193L0 194V209L1 207H4L7 203V199L10 195H8V197H6ZM15 195V194H14ZM82 195V194H81ZM89 195V193H88ZM97 195V194H96ZM117 195V194H115ZM132 195V194H131ZM173 195V196H174ZM13 196V195H12ZM22 196V195H21ZM24 196V195H23ZM22 196V197H23ZM26 196L27 193H26ZM87 196V194H86ZM95 196V195H94ZM99 196V195H98ZM97 196V197H98ZM101 196V197H102ZM111 196L114 195H110L108 196V198H111ZM136 196V195H135ZM134 196V197H135ZM167 196V195H165ZM257 196V195H256ZM254 196V198L256 197ZM259 196V193H258ZM261 196V195H260ZM16 199V195L14 196ZM80 197V196H78ZM82 197V196H81ZM100 197V196H99ZM102 197V198H103ZM124 197V195H123ZM251 197V195H250ZM19 198V197H18ZM26 198V197H25ZM49 198V197H48ZM52 198V197H51ZM65 198V197H64ZM64 198L62 197V199L64 200ZM73 197H71L72 199ZM90 197L88 196L87 199H89ZM116 198V197H113ZM121 198V196H120ZM119 198V199H120ZM125 198V197H124ZM171 196L168 197V199L170 200ZM189 198V197H188ZM253 198V199H254ZM14 199V198H13ZM14 199V200H15ZM21 199V198H20ZM27 199V198H26ZM30 199V196H29ZM28 200L27 202V208H29L28 210H30V206L28 207V203H30ZM57 199V198H56ZM82 199V198H80ZM93 197H91V201H92ZM99 199V198H97ZM106 199V198H105ZM103 199V201L105 200ZM136 199V198H135ZM133 199V200H135ZM249 199V198H248ZM256 199V198H255ZM258 199V198H257ZM23 200V199H21ZM26 200V201H27ZM32 200V199H31ZM48 200V199H47ZM66 200V199H65ZM78 199H76L77 202ZM95 200V197H94ZM111 200V199H110ZM108 200V201H110ZM122 200V198H121ZM124 200V199H123ZM261 200V199H260ZM9 201V200H8ZM20 201V200H19ZM51 203V200H48ZM47 201V204H48ZM62 201V200H61ZM82 201H84V198L82 199ZM86 201V200H85ZM101 201H97L99 203H95L94 205H92L91 203H87L85 204L83 202V205L77 204V203H72L73 201H68L70 203V208H71V213L73 212V214L76 217H83L84 219L90 220L94 213L101 210V209H106L108 210V203L107 204H103L104 202ZM106 201V200H105ZM112 201V200H111ZM128 201V200H127ZM125 200L126 206H124V202L120 203V204H112L110 209L112 211H114L116 213V215H121L124 216L127 215L128 213H131L132 210H138V208H136V206L132 205L129 202H127ZM137 201V199H136ZM14 202V201H12ZM16 202V201H15ZM22 202V201H20ZM18 202V203H20ZM63 202V201H62ZM78 202H80L78 200ZM90 202V201H89ZM94 202V201H93ZM107 202V201H106ZM153 202V201H151ZM150 201L149 203L145 204L146 205H153L152 208L154 209V213H159V212H167V211H177L179 213H182L183 208H168L166 205V203L163 206H156L154 204H156L157 202L155 201L154 204H152ZM249 202V201H248ZM33 203V202H32ZM35 203V202H34ZM54 203V201H53ZM64 203V202H63ZM61 204V208L62 205ZM114 203V202H113ZM135 203V202H134ZM159 203V202H158ZM161 203V202H160ZM163 203V202H162ZM209 203V202H208ZM246 203V202H244ZM260 203V202H259ZM14 204V203H13ZM21 204V203H20ZM25 204V203H23ZM36 204V203H35ZM40 204V203H39ZM46 204V205H47ZM77 204L78 207H75ZM91 204V205H89ZM110 204V203H109ZM139 204V203H138ZM144 204V203H143ZM191 204V203H190ZM256 205V203H254ZM19 205V204H18ZM17 204H15V206H18ZM26 205V204H25ZM24 205V206H25ZM31 205V204H30ZM33 205V204H32ZM44 204V206H46ZM50 207L51 205L48 204ZM142 205V204H141ZM139 205V206H141ZM160 205V204H159ZM258 205V204H257ZM8 206V205H6ZM9 206H11V203L9 204ZM8 206V208H9ZM14 207V205H12ZM37 206V205H36ZM248 206V205H247ZM252 206V205H251ZM254 206V205H253ZM21 205L20 208L21 209ZM48 207V206H46ZM147 207V206H146ZM190 208H192V206H189ZM196 207V206H195ZM258 207V206H257ZM16 208V207H15ZM23 208V207H22ZM40 208V207H39ZM42 208V207H41ZM55 208V206H54ZM54 208L51 207V209L53 210ZM57 208V207H56ZM60 208V207H58ZM101 208V209H100ZM142 208V207H141ZM189 208V209H190ZM221 208V209H223ZM3 209V208H2ZM26 209V208H24ZM46 209V208H44ZM50 209V208H49ZM156 209V210H155ZM248 209V207H247ZM3 210H7L4 208ZM10 210V208H9ZM13 210H17V209H13ZM12 210V211H13ZM23 210V209H22ZM27 210V209H26ZM23 212L24 214L26 213ZM60 210V209H59ZM63 210V208H62ZM67 210V209H66ZM110 210V211H111ZM140 210V208H139ZM146 210V209H145ZM149 210V209H148ZM201 210V209H200ZM24 211V210H23ZM36 211V210H35ZM55 211V210H54ZM61 211V210H60ZM85 211H88L85 213ZM104 211V210H102ZM223 211V210H222ZM20 212V211H19ZM49 212V211H47ZM52 212V211H50ZM67 212V211H66ZM69 212V211H68ZM84 212V214H83ZM140 212V211H139ZM153 210H149L148 213H152ZM5 213V212H3ZM18 212L16 211L15 215ZM142 213V212H141ZM169 213V212H168ZM1 214V213H0ZM10 214V213H9ZM22 214V213H20ZM20 214H17L20 216ZM28 214V213H27ZM31 214V213H30ZM29 214V215H30ZM47 214V213H46ZM50 214V213H49ZM54 214V213H53ZM70 214V213H68ZM72 214V216H73ZM132 214V213H131ZM143 214V213H142ZM177 214V213H176ZM38 215V214H37ZM56 215V212H55ZM129 215V214H128ZM143 215H146L145 213ZM153 215V214H152ZM157 215V214H156ZM155 215V216H156ZM179 215V214H178ZM3 216V215H1ZM6 216V215H5ZM25 216V215H24ZM24 216L22 218H24ZM35 216V214H34ZM33 216V217H34ZM39 217H41L40 215H38ZM43 216H45L43 214ZM48 216V214H47ZM52 217V215H49ZM70 216V215H69ZM95 216V215H94ZM148 216V214H147ZM151 216V215H150ZM150 216H148L149 218H151ZM231 216V215H230ZM228 216V217H230ZM256 216V215H255ZM15 217V216H14ZM30 217V216H29ZM37 217V216H36ZM121 217V218H124ZM127 217V216H126ZM130 217V216H129ZM3 218V217H2ZM16 218H18L16 216ZM15 218V219H16ZM38 218V217H37ZM42 218V217H41ZM95 218V217H94ZM128 218V217H127ZM155 218V217H154ZM4 219V218H3ZM6 219V218H5ZM14 219V220H15ZM40 219V218H39ZM51 221H53L51 218H49ZM59 219V218H58ZM74 219V218H73ZM72 219V220H73ZM77 219V218H76ZM75 219V220H76ZM79 219V218H78ZM93 219V218H92ZM125 219V218H124ZM131 219V218H130ZM128 219V224L130 225V229L132 228H136L138 224H136L135 219L134 220H130ZM152 219V218H151ZM254 219V218H253ZM19 220V219H18ZM14 221L15 224H17ZM26 220V227L27 230L26 231V235L29 238H33L36 239V237H44V241L46 242V230L47 232H49L50 230L49 227L52 226V224L46 226L47 224L44 223H40L39 220H32L31 219H26L24 218V220L20 219V224H22L23 222H25ZM42 220V219H41ZM45 220V218H44ZM126 220V219H125ZM2 221V220H1ZM5 221V220H4ZM23 221V222H22ZM61 221V220H59ZM58 221V222H59ZM74 221V220H73ZM79 221V220H76ZM82 221V220H81ZM86 221V220H85ZM259 221L258 218L256 219V221L254 222H247L246 227L243 228V230H241V232L235 234V236H233L234 234H229L231 239H234V241L236 242L235 244H239V246L243 245L244 247H249V250L251 249V247L254 248V255L257 257L255 259V257L253 260H246L244 258L241 259V263L240 264H264V237L262 236V234L264 233V228L259 227V223L261 222H257ZM39 222V223H38ZM48 222V221H46ZM50 222V221H49ZM127 222V221H126ZM5 223V222H4ZM62 223V222H61ZM66 223V228L64 227V223L63 224H59L58 223L55 224L58 226V231H60L62 234L66 233L68 230L71 231L73 229V224L71 222H69L68 220H65ZM125 223V222H124ZM123 223V224H124ZM19 224V226H20ZM25 224V223H24ZM23 224V225H24ZM119 224V223H118ZM3 225V224H2ZM53 225V226H55ZM141 225V224H139ZM13 226V224L11 225ZM18 227V226H17ZM22 227V226H21ZM25 227V225H24ZM25 227V229H26ZM10 228V227H9ZM16 228V227H15ZM19 228V227H18ZM23 228V227H22ZM127 228H129L127 226ZM142 228V227H141ZM11 229V228H10ZM8 229V230H10ZM55 229V227H54ZM13 230V231H12ZM12 232L11 234L8 233L7 237L5 236V234L3 235V237H6V240H0V264H11V263H6V259L7 257H11L10 255H17V253L15 252L17 249V244H20V239L18 237V229H14V227L12 228ZM21 230V229H20ZM56 230V229H55ZM127 230V229H126ZM137 230V228H136ZM5 231V230H4ZM7 231V230H6ZM53 231V230H52ZM68 231V232H69ZM131 231V230H130ZM135 230H133L134 232ZM67 232V233H68ZM132 232V231H131ZM21 235L23 234L22 232H20ZM29 233V234H28ZM50 233V232H49ZM49 233L47 236H49ZM135 233V232H134ZM140 234V232H138ZM137 233V234H138ZM54 234V233H53ZM138 234V235H139ZM25 235V234H24ZM137 235V236H138ZM2 236V235H0ZM23 236V235H22ZM228 236V235H227ZM52 237V236H51ZM54 237V236H53ZM67 237V236H66ZM21 238V237H20ZM23 238V237H22ZM224 238V237H223ZM263 238V240H262ZM1 239V238H0ZM64 239V236H60L58 238L59 243H62ZM136 239H139L136 237ZM230 240V238H228ZM31 240V239H30ZM23 241V239H22ZM39 241V240H38ZM43 241V244H44ZM51 241V240H50ZM230 242V241H229ZM27 243V242H26ZM30 243V242H29ZM35 243V241H34ZM33 243V244H34ZM38 243V242H37ZM42 243V241H41ZM233 243V242H232ZM231 243V244H232ZM8 244H13V245H8ZM22 244V243H21ZM20 244V245H21ZM31 244V243H30ZM32 244V245H33ZM234 244V243H233ZM28 245V244H27ZM26 245V246H27ZM39 245V244H38ZM48 245V244H47ZM46 245V246H47ZM61 248L64 244H58ZM129 245V244H128ZM138 245V244H137ZM154 245V244H153ZM160 245V244H159ZM158 245V246H159ZM19 246V245H18ZM45 246V247H46ZM110 246V245H109ZM142 246V245H141ZM150 247L152 245H149ZM168 246V245H166ZM235 246V245H234ZM242 246V247H243ZM25 247V246H24ZM40 247V246H39ZM43 248V246H41ZM65 247V246H64ZM116 251V253L114 254V258H112V262L111 264H149L148 262H140V263H133L130 261H134V260H130V255L126 254V252H123L120 250L119 245L117 247V244L110 246L108 249H113ZM138 247V246H137ZM157 246L154 245V248L156 249ZM165 247V246H163ZM59 248V247H58ZM130 248V246L128 247ZM160 248V247H159ZM174 248V247H172ZM176 248V247H175ZM41 249V248H40ZM63 249V248H62ZM133 249V248H132ZM131 249V250H132ZM136 250H138V252L140 254L146 253V248L145 247H140V248H134ZM153 249V250H155ZM245 249V248H244ZM47 250V249H46ZM60 250V248H59ZM157 250V249H156ZM170 250V249H169ZM246 250H248L246 248ZM245 250V251H246ZM248 250V251H249ZM42 251H44V248L42 249ZM40 251V252H42ZM49 251V250H47ZM127 251H130L127 250ZM180 251V249H179ZM30 252V251H29ZM136 252V251H135ZM160 252V250H159ZM157 252V253H159ZM175 252V251H174ZM182 252V251H180ZM232 252V251H231ZM242 252V251H241ZM15 253V254H14ZM44 253V252H43ZM130 253V252H129ZM164 253H166V250L164 251ZM163 253V254H164ZM172 253V252H171ZM226 253V252H225ZM247 253V251H246ZM59 254H63L60 253ZM58 254V255H59ZM69 254V252H68ZM138 256L139 254L136 253ZM153 254V252L151 253ZM179 254V253H178ZM177 254V256H178ZM228 254V253H227ZM230 254V253H229ZM249 254V253H248ZM59 255V256H60ZM74 255V254H73ZM247 255V254H246ZM251 255V253H250ZM63 256V255H62ZM61 256V261L63 260V257ZM69 256V255H67ZM65 256V258L67 257ZM133 256V255H132ZM151 256V255H150ZM167 258V254L165 255ZM171 256V255H169ZM176 256V255H175ZM176 256V257H177ZM226 256V255H225ZM249 256V255H248ZM8 257V258H9ZM140 257V256H139ZM172 257V256H171ZM174 257V256H173ZM175 257V260H176ZM183 257V256H182ZM223 257V256H222ZM13 258V257H12ZM41 258V257H40ZM39 258V260H40ZM71 258V257H70ZM135 258V257H134ZM138 258V257H137ZM143 258V256H142ZM154 258V257H153ZM158 258V256L156 257ZM154 258V259H156ZM163 258V257H161ZM234 258V257H233ZM240 258V256H239ZM34 259V257H33ZM36 259V258H35ZM49 259V258H48ZM47 258H45L43 261L41 260V262H37L38 260H35L36 262H30L29 264H48L49 260ZM59 259V258H58ZM68 259V258H67ZM165 259V258H164ZM171 259V258H170ZM168 259L167 261H163V262H167L165 264H182L183 261L180 259L177 261ZM173 259V258H172ZM222 259V258H221ZM230 259V258H229ZM65 260V259H64ZM136 260V259H135ZM145 260H147L145 258ZM158 260V259H157ZM238 260V259H237ZM8 261V260H7ZM13 261V259H12ZM15 261V260H14ZM13 261V262H14ZM21 261V260H20ZM60 261V262H61ZM136 261H139L138 259ZM144 261V260H143ZM228 260H221L220 262L216 263V264H227ZM239 261V260H238ZM11 262V260L9 261ZM16 262V261H15ZM66 262V261H64ZM63 262V263H64ZM75 262V261H74ZM154 262V261H153ZM162 259L160 261L154 262L153 264H161ZM233 262V261H232ZM50 263H54V262H50ZM68 263V262H67ZM79 263V262H78ZM188 263V262H187ZM70 264V263H69ZM73 264V263H72ZM81 264V263H80ZM150 264H152L150 262ZM235 264H239V262L235 263Z\"/></svg>","mask_w":264,"mask_h":264}]
</instances>
